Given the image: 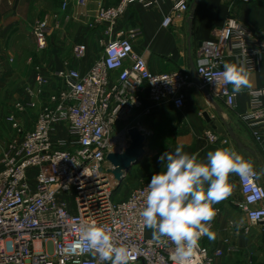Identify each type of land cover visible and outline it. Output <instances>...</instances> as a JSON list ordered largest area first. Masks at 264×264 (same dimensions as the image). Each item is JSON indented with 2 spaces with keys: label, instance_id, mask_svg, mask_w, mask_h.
<instances>
[{
  "label": "built area",
  "instance_id": "2783aa9c",
  "mask_svg": "<svg viewBox=\"0 0 264 264\" xmlns=\"http://www.w3.org/2000/svg\"><path fill=\"white\" fill-rule=\"evenodd\" d=\"M90 1L77 0V5L85 8ZM163 1L120 0L114 6H99L95 22L107 27L106 37L90 70L81 73L63 69L54 73L53 78L61 86L43 103L40 98L50 79L38 73L35 87L27 89V101L16 106V113L37 110L38 115L35 127L24 133L21 141L9 144L3 153L0 264H98L97 257L90 252L72 250L73 242L80 237L79 226L92 222L106 226L117 246L130 249L129 264H176L175 246L167 239L154 241L152 230L142 226L140 212L145 206L150 180L142 181L126 199L117 201L120 183L110 173L112 167L107 161L109 153L126 146L128 129H121V124L139 110L142 115L150 113L145 107L146 99L154 104L171 101L176 110H182L187 91L196 85L191 70L151 72L145 54L134 47L142 29L115 31L116 24L130 8L152 9ZM170 2V14L163 21L165 28L183 20L190 11L186 0ZM66 7L64 3L63 8ZM54 29L48 19L38 22L34 29L38 52L47 49ZM87 53L84 43L73 48L77 61L83 60ZM263 55L264 31L253 30L230 17L199 49L195 65L198 89L207 90L209 98L226 108L236 109L238 95H232L231 85L215 87L206 77L222 72L229 58L243 63L250 74L256 73ZM249 97V109L242 120L260 147L264 163V89L251 90ZM8 121L23 133L14 114ZM63 133L66 136L62 137ZM205 138L212 144L223 143L235 149L229 136L213 129L205 132ZM251 167V175L236 173L243 199L235 202V206L250 228L260 229L264 253V180L261 169ZM205 237H201L188 264H214L215 258L223 255L221 250L211 251L204 246Z\"/></svg>",
  "mask_w": 264,
  "mask_h": 264
},
{
  "label": "crops",
  "instance_id": "0c3cea01",
  "mask_svg": "<svg viewBox=\"0 0 264 264\" xmlns=\"http://www.w3.org/2000/svg\"><path fill=\"white\" fill-rule=\"evenodd\" d=\"M46 1L51 2L50 7L44 3ZM186 1L191 8L195 0ZM119 2L120 0H91L87 7L80 8L77 0H2L0 3V118L3 112L12 107L10 103L14 101L13 98H17L23 89L22 82L34 79L31 61L21 60L22 52L18 45L24 29L33 28V23L27 20L31 17L30 9L33 6L40 13L36 18L39 20L44 16L45 19H49L57 34L53 56L54 72L74 69L86 73L99 58L93 52L96 42H101L106 37L107 27L95 22L97 10L101 5L110 7ZM64 3H67L66 9L63 8ZM170 11V0H164L158 7L152 9L134 6L115 27V31L118 32L142 29L143 34L134 40V47L138 53L145 54L149 69L155 74L170 73L180 69L191 70V60L196 65L202 43L212 39L215 32L223 27L230 17L253 30L264 31V0H252L249 4H244L240 0H203L193 20L190 19L189 12L183 20L165 28L163 21ZM78 43H84L88 47L87 56L81 61L75 60L73 54V48ZM189 50H191V58ZM228 62L240 63L234 58H229ZM194 81L196 85L187 91L182 110H176L171 101L154 104L146 99L145 107L150 109V113L142 115V110H139L121 124V129L128 131L137 127L147 137V144H151L149 150L152 151V155L147 156L139 166L127 174L120 188L126 186L128 191L132 192L142 181L151 180L155 173L147 171L149 166L158 165L159 170L156 173L163 170L158 157L165 151L174 152L177 145H183V151L189 154L199 153L198 159L204 162L210 151L222 148L232 150L223 143L212 144L205 138V132L212 129L203 117L205 112L216 118L220 124L223 125L225 122L234 129L244 144L255 152L251 158L256 165L246 158L236 145L234 152L251 165L261 169L262 151L252 138L242 116L249 109V92L264 89V55L259 71L251 74L252 88L238 94V107L230 110L223 103L218 102L223 109L221 118L215 108L207 102L205 92L198 89L200 82L196 76ZM51 86L57 87L56 92L61 82L55 78ZM14 113L16 110L13 111ZM37 115V110L18 114L17 122L20 126L24 125L32 130ZM9 117L10 115L7 116L6 122L12 126V123L7 121ZM61 136L66 135L63 133ZM129 142L130 138L126 139L124 142L126 146H122L119 152L124 151ZM158 142L162 145L161 152L152 146ZM146 148L147 146L145 150ZM228 184L230 192L227 197L213 206L219 210V214L210 222L213 224L211 231L216 234L215 239L210 240L206 236L202 243L211 251L223 252L221 257L215 258L214 264H264L261 231L257 227L250 228L244 214H240L235 206V202L243 199L236 173L229 175ZM225 240H228V243Z\"/></svg>",
  "mask_w": 264,
  "mask_h": 264
},
{
  "label": "clouds",
  "instance_id": "9594fccd",
  "mask_svg": "<svg viewBox=\"0 0 264 264\" xmlns=\"http://www.w3.org/2000/svg\"><path fill=\"white\" fill-rule=\"evenodd\" d=\"M206 78L215 87L231 85L233 96L253 86L243 63H225L222 72ZM183 147L177 145L174 152L165 151L158 157L163 170L152 175L147 184L140 212L142 226L152 230L154 241L167 239L175 246L176 264H188L201 237L215 239L210 223L217 214L213 206L229 194V175L252 174L251 164L230 149L210 151L204 162L198 159L199 153L189 154ZM79 231L73 251L90 252L98 264H129L130 249L117 246L106 226L92 222L80 225Z\"/></svg>",
  "mask_w": 264,
  "mask_h": 264
},
{
  "label": "rangeland",
  "instance_id": "374dc122",
  "mask_svg": "<svg viewBox=\"0 0 264 264\" xmlns=\"http://www.w3.org/2000/svg\"><path fill=\"white\" fill-rule=\"evenodd\" d=\"M44 3L48 4L47 5L48 7H50V5H51L50 1H46ZM56 3H59V2H56ZM30 14H31V17L28 18L27 20L30 23H33V28H30L29 30L24 29L22 36L20 37L21 40L18 41V45L20 46V49H21L20 51L22 52V55H20L21 60L31 61V68L34 71V79L32 81L26 80V81L22 82L23 83V89L19 92V95L17 96V98H13L14 101H12L10 103V105L12 107L1 114V118H0V169L2 168L3 153H4L5 149L7 148V146L13 142L21 141L23 138V134L28 132V130H30L27 127H25L24 125H21L22 126L21 127L18 124L17 119H18V114H24L26 112L28 113L31 110H27L26 112H23V113H21V112L14 113V115L16 116V123L21 128L23 133H19L18 128L15 127V124L12 123V126L9 125L6 122V118L8 115L11 116L13 114V111L15 112V108L18 104H22V103L27 101V99H28L27 89L33 87V85L35 84L34 80L36 78V75L38 73H41L45 76H48L50 79V83L47 86V88L45 89L44 96L40 98V101H41L40 103H43L47 99V96L49 94H53L55 92V90L57 89V87L52 88V86H51L52 83H54V81H55V78H53V74L55 73L54 72L55 71L54 70L55 65L53 64V56H54V50L56 48L55 46L57 44L55 42L57 39L56 31L54 29V31L51 32V34L48 38L47 49L43 52H38L37 47H36V43H35V38H34V29H35L36 25L38 24V22L45 20V17L43 16L42 18H40L38 20L36 18L37 17L36 15L40 16V13H38L37 8L36 7L34 8V6L30 9ZM43 14H41V15H43ZM49 23L51 24L50 20H49ZM93 52L96 55V57L100 56V53H101V42L100 41L96 42V46H95ZM63 53H64V51H63ZM74 59H75V57H74ZM34 112H36V111H34ZM7 121H8V119H7ZM157 140H155V141L153 140V142H157ZM149 145H151V144H149V143L147 144L146 150L148 151V153H149L148 156L150 157V155H152V151L149 150ZM152 146L155 149L158 148L159 152H161L160 150H161L162 145L160 142L154 143V144H152ZM158 170H159V167H158V165L155 164V165H150L147 171H149L150 173H156ZM129 194H130V191H128V187L123 186L121 188H118V190L116 191L115 200H117V201L124 200L128 197ZM241 213L242 212L240 211V214Z\"/></svg>",
  "mask_w": 264,
  "mask_h": 264
},
{
  "label": "water",
  "instance_id": "95a60500",
  "mask_svg": "<svg viewBox=\"0 0 264 264\" xmlns=\"http://www.w3.org/2000/svg\"><path fill=\"white\" fill-rule=\"evenodd\" d=\"M203 0H195L190 8V19L193 20L195 14L198 10V7L202 3ZM189 56L191 58V50H189ZM183 63V62H182ZM190 68L196 76L195 73V64L191 60ZM206 98L209 100V104L215 108L219 117L223 116V109L215 100L209 98V92L205 90ZM203 117L207 123L210 124L213 130L221 135H228L232 141L237 146L238 150L249 160H252V155L255 152L248 146L244 144V142L240 139L239 136L235 133L234 129L229 127L225 122L220 124L218 120L212 117L208 112L203 114ZM128 136L130 138V142L128 147L122 152H112L107 156V161L111 165L110 173L114 176L116 180L121 184L123 180L126 178L127 174L135 167L139 166L143 160L149 155L148 151L145 150L147 146V137L141 133V131L137 127H133L128 131ZM254 165H256L253 162ZM261 173L264 180V163H260Z\"/></svg>",
  "mask_w": 264,
  "mask_h": 264
}]
</instances>
